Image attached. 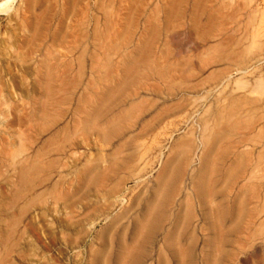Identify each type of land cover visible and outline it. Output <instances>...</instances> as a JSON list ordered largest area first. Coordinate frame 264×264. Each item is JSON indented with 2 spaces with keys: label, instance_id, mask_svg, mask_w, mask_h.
I'll list each match as a JSON object with an SVG mask.
<instances>
[{
  "label": "rangeland",
  "instance_id": "rangeland-1",
  "mask_svg": "<svg viewBox=\"0 0 264 264\" xmlns=\"http://www.w3.org/2000/svg\"><path fill=\"white\" fill-rule=\"evenodd\" d=\"M223 1L213 2V6ZM243 1L225 0L226 8L220 11L226 14L227 26L236 32L234 39L239 45L232 42L211 54L208 61L225 62L207 68L200 76H184L188 70H196L200 58L206 59L198 49L202 44L199 32L178 26L171 44L165 32L147 35L151 60L172 67L170 87L152 78L148 83L159 85L161 94L147 95V112L139 116L132 113L130 124L121 122L94 132L86 119L91 99L84 96L92 98L86 84L96 82V76L89 73L88 56L92 53L104 58L96 48L97 39H101L97 35L118 34L117 40L126 44L133 37L120 54H111L110 72L119 77V58L135 55L147 14L139 18L137 29L127 25L125 18L117 28L114 15L125 8L123 0H0V264H161L167 256L163 235L168 221L146 239L139 223L154 200L163 168L166 177L175 167H181L183 176L167 209L169 220L176 214L185 219L184 206H192L193 218L187 229L177 232L188 234L194 228L189 245L188 238L182 242L190 252L185 261L205 264V254L210 252L206 247L208 225L203 224L198 204V197L202 201L203 197L194 190L203 171L202 123L210 119L213 127L211 117L218 105V99L213 96L210 103L205 95L217 82H222L224 109L231 110L234 119L228 123L233 130L228 142L237 146L228 147L224 166L236 162L244 151L249 155L246 171L252 173L250 183L258 193L249 208L259 217L237 243L220 245L217 254L210 252L209 261L213 264L216 257L214 264H264V0ZM5 4L7 7H2ZM155 4L162 6L161 0L149 6ZM247 6L252 11H246ZM186 46L192 47L190 53ZM81 56L86 59L80 61ZM227 68L229 71L224 70ZM207 102L210 112H206ZM95 169L102 175L97 185L88 182L91 174L87 172L95 173ZM222 185L216 182L214 188L219 190ZM218 200L216 194L214 201ZM128 250L131 257L127 258Z\"/></svg>",
  "mask_w": 264,
  "mask_h": 264
},
{
  "label": "bare ground",
  "instance_id": "bare-ground-1",
  "mask_svg": "<svg viewBox=\"0 0 264 264\" xmlns=\"http://www.w3.org/2000/svg\"><path fill=\"white\" fill-rule=\"evenodd\" d=\"M123 1H124V7L125 8H122V11H120V13H118V15H114V21L113 22L115 23L116 26H118L120 24V22L122 21V19L125 18L124 20H127V25H130V27H132L133 29L134 28L137 29L139 27V18H141L145 14H147V15H146L145 21L141 25V32L142 33H141V36L139 39V44L136 45L134 47V50H133L135 55L128 56L124 53L125 55H123L119 58L120 65H119V68L117 67L118 72H119V77H116V78L112 77V74L110 72V71H112L111 63H110L111 54L112 55L113 54L116 55L117 53L120 54V52L123 50V47L130 44L133 37L131 36L132 38H129V40H127L128 42L126 44V42L121 41L122 42L121 43L117 40L118 37H116V36L118 34H116V36L104 35L103 37H101L100 35H97V38H101V39H97V40H99V42L96 45V48L99 49V51H101V53L102 52L104 53V58L102 60H100L98 55L92 54V53L90 56H88V61H90V63H91L90 69L88 68L90 70L89 73H90V75L96 76V82H95V84H92V82L88 81V83L86 84V88L88 87V89L91 91L93 100H92V98H89L86 94L84 96L85 99H87V98L89 100L91 99V101H90L91 104L89 105V108L87 110L88 115H87L86 119L88 120L89 123H91V127L94 128V130H93L94 132H95V129H98L100 127H102L101 129H103L104 127H108V128L114 127L121 122L129 123L132 120L131 119L132 113L136 112V115L138 113V116H139V115H142L145 112H147V104H146L147 95H152V94L159 95V94H161V87H159V85L153 84L154 81L152 82V84L148 83L152 78H156V79L160 80L164 84V87L165 86L166 87L168 86V88L170 87V85L173 81V79H172L173 71H172V69H170L171 66L167 65V67H166L165 62L159 63L158 61L151 60L153 53L151 51V45H149V43H147V41H146L147 35L156 36L158 33L165 32L167 34V38L169 40L168 43L171 44L173 42V40L175 39L174 33H175V29H177L178 26H179V28H182V29L190 26V28L195 29L194 31L199 32L198 34H199L200 44L201 43L202 44L199 45V48L197 47L198 45L195 47H197L198 49L201 50L200 54H202V56H205L206 59L200 58L199 61H202L200 63L201 66L199 64V66L196 67V70L190 69L186 72V74L184 76L188 77V78L200 76L203 73V71L206 70L207 68H210L213 65L217 66V65H220L221 63L225 62V61H219V60L218 61H208L207 59L208 58L210 59L211 54H215L216 52H218V50L227 47L232 42H234V43L237 42L234 39V34L236 32L234 33V29L228 28V26H227L228 18L226 17V14L221 15V12H220L221 9L226 8V6H224L225 0L220 3L221 4L220 6H213V2H217L219 0H161L162 6L159 7L158 5H160V4H155L153 8L150 7L151 5L149 6V3L155 2L156 0H123ZM29 2L30 1H27V3H26L27 6H28ZM246 2H248V1H246ZM256 4H254V5H256ZM249 6H250V4H249ZM234 7H236V6H234ZM239 8L241 10L242 7L240 6ZM146 9H149V10L146 11ZM237 9H238V7H237ZM233 10H234V8H233ZM247 10L252 11V10H250L249 7H248V9L246 8V11ZM103 12H105V11H103ZM236 12H233L234 15L237 14ZM103 14L107 15L108 13H103ZM251 14H252V12H251ZM251 14L249 16H251ZM229 15L233 16L231 14H229ZM246 15H248V13ZM120 16H121V19H120ZM160 16H161V19H160ZM107 18H108V16H107ZM251 19H253V17ZM233 22H234V20H233ZM249 22H250V20H249ZM251 22H252V20H251ZM94 24H96V23H94ZM95 26L97 27L98 24ZM119 26L117 28H119ZM237 26H239V25H237ZM97 29L98 28H96V32H97ZM94 30H95V28H94ZM104 30H108V29L106 28ZM109 31L111 32L110 28H109ZM124 31H126V30H124ZM238 33H239V31H238ZM242 33H243V30H242ZM142 35H144L143 38H142ZM127 36H129V35L127 34ZM242 36L244 37V34ZM252 36H254V35H252ZM183 37H184V35H183ZM247 37H248V35H247ZM193 38H195V37H193ZM152 39H154V38H152ZM149 41H151V40L149 39ZM211 41H213L215 43L213 45H210L209 43H211ZM176 42H177V40H176ZM196 42L197 41H195V43ZM241 42H242V40H241ZM238 43L239 42H237V44ZM207 44H209V45L207 46ZM189 45H190V43H189ZM254 45H256V44H254ZM166 46H167V44H166ZM188 46L185 47V50L189 51V53H190V49H192V47L191 46L188 47ZM166 50H167V48H166ZM186 51H184V52H186ZM166 54H167V51L164 50L162 55L165 56ZM228 54H226V56ZM223 58H225V56H223ZM83 59H86V57L81 56L80 61H83ZM186 60H187V58H186ZM226 60H227V58H226ZM227 61H231V60H227ZM203 62H205V63H203ZM248 68L250 69V67H248ZM99 69H101V70H99ZM81 70H82V68H81ZM224 70L229 71L228 68L224 69ZM238 70H240V69H238ZM238 70H236V71L238 72ZM246 71H247V69H246ZM78 72H80V71H78ZM228 75L231 77L234 74L230 73ZM211 77L212 76L210 74L208 78H211ZM48 81H49V78H48ZM201 81H202V79H201ZM100 82H101V84H100ZM145 85H148L149 87H146ZM221 87H222V82H217L214 87H211L210 89L207 90L206 95H205L206 99L207 100L209 99L208 102L211 101L213 96L216 99H218L217 100L218 105H217V108L215 110V112H216L214 114L215 116L212 115L214 118L211 117L212 122L213 121L215 122L213 127L210 125V119L206 118L205 120H203V123H202L203 130L205 133V136L203 139L204 140V146H205V148H204L205 151L203 153L204 156H203V160H202L203 171L201 174V178L197 181V183L195 185V190L193 189L194 193L196 195L199 194V195H202V197H203V201H202L197 196L199 199L198 204L200 206V212H201L202 220L204 221L203 224L208 225L207 230H206V231H208V236H207V240H206L208 246H206V247L210 248V252L213 251L214 253L215 252L219 253V251H220L219 248H220V245H222V244L228 246L230 244L237 243L236 241L238 239H240V236L242 234H245L247 231H249V229L252 226L255 225L254 223H255V220L257 219L256 216H258L256 214V212L254 213V211L252 210L253 208L252 209L249 208V205L252 203V201L254 199L258 198V193H257L256 187L254 186L253 183H250V180L253 179L251 176L252 173L249 171V174H248V172L246 171L247 170L246 167L249 163V159H248L249 155L244 151V153H242L241 155H237L236 162L230 163L229 166H227V167L224 166L225 161L228 159V155H229L228 147L233 148L234 145H232L230 142H228V138L230 137V134L233 133V130L231 131L232 127H229L230 125L228 124V123H230V120H231V116L229 114L231 112V110H229L230 112L228 113V111L224 109L223 103L220 100ZM138 90L143 91L144 95L140 94V92ZM214 92H216V94L213 95ZM46 94H48V92ZM201 97H203V96H201ZM251 101H253V100H251ZM165 102H166V100H165ZM212 102H210V103H212ZM151 103H153V102L151 101ZM155 103H156V101H155ZM210 103H208V106H206L207 107L206 112H208L210 110V107H211ZM155 106H154V104L151 105V107H153V108H156ZM162 107H159V108H162ZM213 107H215V105ZM165 108L166 107L164 105V109ZM232 108L233 107H231V109ZM80 110L84 111L83 108L82 109L80 108ZM235 111L234 112L232 111V113L235 114ZM238 111H240V110H238ZM158 114L159 113H157V115ZM136 115L134 117H136ZM41 116H43V115H41ZM129 119H131V120H129ZM232 120H234V119H232ZM135 122H136V120H135ZM212 122H211V124H212ZM101 123H103L104 125ZM140 125H141V122H140ZM147 125H148V122H147ZM235 125H237V124H235ZM105 129H107V128H105ZM104 130L102 132H104ZM99 131H101V130H99ZM94 132H91V133H94ZM250 132H252V131H250ZM100 135H101V132H100ZM234 148L235 149L237 148L236 144H235ZM215 151H217V153H215ZM257 154H258L257 160L261 161L260 153H257ZM215 165H218V166H215ZM257 165H258V163L255 166H257ZM22 169H24V168H22ZM87 169H88V167H87ZM163 169L164 170H162V172L160 171L161 172L160 179L158 180L157 187L155 188L154 200L153 201L151 200V203H149V205L146 207V211L143 215L144 216L143 220L139 223V231L142 235H145V239H146L148 235L153 234L155 231H159L161 229V227L163 226V224L165 223V221L167 220L168 221V229L164 232L163 243H164V248L166 249L165 251L167 252L168 258L166 256V259L162 263L161 262L160 263L161 264H186L185 258L190 255V252H189V249L187 247H185V244L182 242H186V240L188 238L189 241H188L187 245H189V242L192 241V239H193L192 236H193L194 228L191 231H188L189 232L188 234L186 232L178 233L177 231L178 230L179 231L180 230L185 231L187 229L190 218H193L192 214H191L192 212H190L192 206L190 208V206L188 207V205L186 204L187 206H184V210L183 211L181 210L185 216V219L182 218V214H180V215L176 214V216L174 218H171L169 220V214L167 213V209L171 208L173 195H174V193L178 192L177 187L180 185V183L182 181L183 171H182L181 167H175L172 170V173L170 172L171 175L164 177V175H162V173H164L166 168H163ZM251 169H254V168H252V166H251ZM259 169H260V167H259ZM84 170H86V169H83V171ZM96 171L97 170L95 169V173H94L93 170H90L87 173L91 174L88 177V182H91V183H94L97 185L98 183L101 182L102 175L100 173H96ZM87 173H84L85 174V181H86V176H87L86 174ZM257 173H260V172H257ZM257 173H255V175ZM79 174H80V172H79ZM82 175H83V173H82ZM253 175H254V173H253ZM82 177H84V176H82ZM158 177H159V175H158ZM80 180L81 179H79V181ZM81 181L83 182V180H81ZM219 181L223 182L224 186L222 185L220 187V189L218 190V189H215L214 186H215V183L219 182ZM216 194L219 197V200L217 202L214 201ZM121 200H123V199H121ZM187 203H189V201ZM166 215H167V217H166ZM186 236H188V237H186ZM232 236L235 237V240L230 239ZM242 237H244V236H242ZM128 251H129V254L127 255V258L131 257L130 250H128ZM210 252H208V254H205V257L207 259L205 264H211L209 261V257H208L209 255H211ZM229 252H230V250H227L226 256H229ZM217 253H215V254H217ZM212 256H214V255H212ZM215 258H213V261L211 259L213 264L215 263V260H214Z\"/></svg>",
  "mask_w": 264,
  "mask_h": 264
},
{
  "label": "clouds",
  "instance_id": "clouds-1",
  "mask_svg": "<svg viewBox=\"0 0 264 264\" xmlns=\"http://www.w3.org/2000/svg\"><path fill=\"white\" fill-rule=\"evenodd\" d=\"M2 7H5L6 8L7 7V4L3 5Z\"/></svg>",
  "mask_w": 264,
  "mask_h": 264
}]
</instances>
